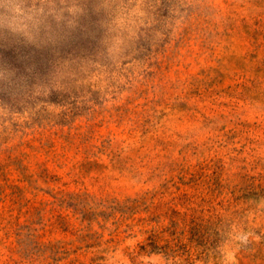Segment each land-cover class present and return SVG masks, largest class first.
Wrapping results in <instances>:
<instances>
[{
	"label": "rangeland",
	"instance_id": "obj_1",
	"mask_svg": "<svg viewBox=\"0 0 264 264\" xmlns=\"http://www.w3.org/2000/svg\"><path fill=\"white\" fill-rule=\"evenodd\" d=\"M0 264H264V0H0Z\"/></svg>",
	"mask_w": 264,
	"mask_h": 264
}]
</instances>
